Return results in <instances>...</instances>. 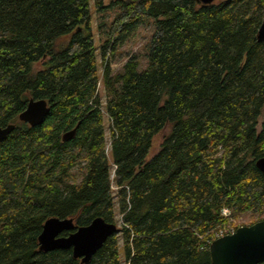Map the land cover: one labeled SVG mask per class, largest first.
<instances>
[{
    "label": "trees",
    "instance_id": "16d2710c",
    "mask_svg": "<svg viewBox=\"0 0 264 264\" xmlns=\"http://www.w3.org/2000/svg\"><path fill=\"white\" fill-rule=\"evenodd\" d=\"M93 6L101 74L89 0H0V126L15 124L0 141V264H80L71 249L39 250L43 222L116 223L114 196L130 264H211L215 230L264 219V0ZM142 20L145 65L131 56L112 72L108 54ZM30 98L49 105L36 126L18 120ZM118 242L83 264H121Z\"/></svg>",
    "mask_w": 264,
    "mask_h": 264
},
{
    "label": "water",
    "instance_id": "95a60500",
    "mask_svg": "<svg viewBox=\"0 0 264 264\" xmlns=\"http://www.w3.org/2000/svg\"><path fill=\"white\" fill-rule=\"evenodd\" d=\"M209 4L214 0H199ZM257 39H264V20ZM49 112L48 102L43 98H30L26 107L18 114V120L30 126L41 124ZM15 128L14 123L0 126V141ZM256 167L264 175V155L255 161ZM114 222L94 217L88 224L76 226L72 217L50 216L45 219L38 235L39 250L71 249L72 256L80 259V264L88 262L105 240L117 233ZM68 231L67 234H61ZM211 264H264V219L248 225L238 226L233 233L217 237L209 245Z\"/></svg>",
    "mask_w": 264,
    "mask_h": 264
},
{
    "label": "rangeland",
    "instance_id": "374dc122",
    "mask_svg": "<svg viewBox=\"0 0 264 264\" xmlns=\"http://www.w3.org/2000/svg\"><path fill=\"white\" fill-rule=\"evenodd\" d=\"M89 9L91 12V32L93 35L94 44L96 46V58H97V66H98V72L101 74L102 71V62H101V55H100V40H99V29H98V21L99 16L94 10L93 6V0H89ZM105 19L106 18H102ZM103 28H106V25L102 26ZM136 30L129 34V37H126L121 43H119L116 48L113 50L112 53L108 54V63L110 66V69L112 72H119L122 69V66L124 62L130 58L131 56H135L139 61V68L143 67L145 65V57H144V49L145 44L147 43L150 33L153 29V24L151 21L142 20L136 24ZM107 29V28H106ZM62 39H66V37H62ZM111 45V42L109 43ZM98 94L102 101V109H105V96H106V90L104 86L101 84V82L98 84ZM103 124H104V130H105V137H106V143L107 148H109L110 144V138H109V119L107 114L104 112L103 114ZM170 126L166 125L162 131L157 133L153 138V147H152V153L157 151L163 137L169 132ZM109 153V151H108ZM112 166V165H111ZM111 177L113 176L114 172V166L111 167ZM113 185V189L115 190L116 187ZM115 193V192H114ZM114 202H115V215H116V225L118 228H120V217L117 209V197L114 196ZM255 219V217H251L249 215L246 216H240L237 219H230L228 221V224L226 227H234V226H241V225H248L251 220ZM118 235V244H119V252H120V258H121V264H124V257L122 252V238H121V232H117Z\"/></svg>",
    "mask_w": 264,
    "mask_h": 264
},
{
    "label": "built area",
    "instance_id": "2783aa9c",
    "mask_svg": "<svg viewBox=\"0 0 264 264\" xmlns=\"http://www.w3.org/2000/svg\"><path fill=\"white\" fill-rule=\"evenodd\" d=\"M222 213L224 215H228L229 211H228L227 208H223L222 209ZM234 231H235V228L234 227H224V228L221 227V228H218L211 235L212 238L209 240V242L211 243V241L214 240L215 238L220 237V236H223L225 234L233 233ZM124 264H130L129 260H125L124 261Z\"/></svg>",
    "mask_w": 264,
    "mask_h": 264
}]
</instances>
